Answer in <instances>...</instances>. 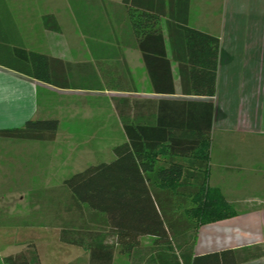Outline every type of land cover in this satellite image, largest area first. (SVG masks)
I'll return each instance as SVG.
<instances>
[{
	"label": "crops",
	"instance_id": "0c3cea01",
	"mask_svg": "<svg viewBox=\"0 0 264 264\" xmlns=\"http://www.w3.org/2000/svg\"><path fill=\"white\" fill-rule=\"evenodd\" d=\"M33 1L42 3L41 0H0V131L21 129L28 121L55 120L57 122V128L51 140L31 141L39 145L48 144L52 148L51 153L56 156L55 159L51 158L43 172L50 173L44 174L48 181L54 179L62 182L61 191L56 192L57 197L68 195L64 190V174H61V180L58 179L59 174H55L56 167L59 165V154H63V150L59 148L60 125L64 122L65 115L80 113L81 103L78 97L81 94L92 93V95L100 94L104 98L108 97L104 103L107 107L98 108L94 112L86 110L85 114L97 112L106 113L112 118L115 116L119 136L113 141V134L110 133L109 137L112 140L108 139L109 149L106 151L105 162L114 159L112 150L114 147L128 142L124 121L135 125L145 123L155 125L157 115L155 104L159 101H208L214 107L211 138L214 133L222 136L216 140V146L218 157H220L218 165L223 170L217 176L215 187L210 185L208 175V186L215 188L218 196L227 197V203L230 206L232 204L237 207L232 208L234 215L203 224L197 229L192 256H206L254 246L264 247V0L188 1L187 27L219 40L216 93L211 98H194L181 94L178 64L173 59L172 41L168 33L171 20L167 15L161 17L158 24L162 29L164 47L171 64L175 94L158 95L153 92L124 0H87L107 2L109 7L106 11L116 10L121 13V25L94 29L75 26L67 31L72 32V37L70 42H66L64 48L57 44L51 49L44 50L32 49L25 43L29 38H22V36L33 34L32 24L26 22L29 27L18 32L16 22L18 12L27 11L30 8L27 4ZM128 1L153 2L154 4L164 2L167 11L169 2L183 0ZM59 2L67 3V0H59ZM20 4H24L25 7L19 6ZM48 12H44L42 7L41 10L38 8L36 19L38 18L41 23L38 31L41 35L44 33L48 37L64 34L65 30L60 31L56 18ZM49 18H52V22L55 18L51 25L47 21ZM95 31L109 38L98 39L97 45H94L93 42L96 39L92 36H95ZM18 49L60 60L65 66L74 63L89 64V61L94 59V54H97V59L101 62L100 66L110 68L109 77L117 86L107 91L89 93L54 87L27 75L26 69L22 70L25 65L17 58ZM109 77H106V80ZM149 103L154 106L151 108L148 106ZM109 128L106 121L99 127L105 130ZM31 143L0 138V180H12V176L20 173L17 167L11 164L18 157L17 148H25ZM184 160L188 164L197 165L198 163L195 159ZM231 160L237 171L235 173L246 175L249 178L248 183L240 184L236 177H233L234 184L230 181L229 174L224 170H227ZM100 162L96 161L94 165ZM206 164L208 165V162ZM61 165L63 167V160ZM200 165L203 170L205 163ZM69 196L72 198L70 206H66L64 201L58 199L54 211L47 209L43 217L46 226H43L48 232L38 235L26 230L23 232L24 238L21 237L23 235H19L18 239L12 236L13 239L7 243L10 245V250L22 245L31 246V249L32 245L55 244L62 247L67 255L72 253L70 257L60 258L73 261V255L81 253L85 264H89V250L79 245L85 242L80 243L79 240L74 239L73 233L82 228L75 225L80 220H82L81 224L83 223L81 226L84 225L83 228L88 229L95 226L97 222L95 219L99 216L84 205L76 203L71 193ZM54 219L56 228H49L47 223ZM66 222L70 223L68 227ZM50 235H53L52 239ZM108 242L111 244L113 240L110 239ZM172 246L174 248L173 243ZM160 250L161 245L155 244V237L143 236L130 253H120L116 247L112 264H184L182 252L175 248L174 252ZM20 252L17 250L10 252L9 255ZM74 259L80 258L77 256ZM238 264H264V255Z\"/></svg>",
	"mask_w": 264,
	"mask_h": 264
},
{
	"label": "trees",
	"instance_id": "16d2710c",
	"mask_svg": "<svg viewBox=\"0 0 264 264\" xmlns=\"http://www.w3.org/2000/svg\"><path fill=\"white\" fill-rule=\"evenodd\" d=\"M188 1L169 2L167 11L164 2L124 0V5L153 92L175 94L171 64L158 24L167 15L181 94L211 98L216 93L219 40L187 27ZM16 53L27 75L68 89L62 61L21 49ZM155 106V125L124 121L128 142L113 148V160L90 166L64 181L74 200L99 216L95 229L80 228L73 233L74 239L85 242L79 245L89 250V264H112L116 247L120 253H130L143 236L155 237L160 251L174 252L175 248L182 252L184 264H238L263 256L262 246L192 256L196 231L201 225L235 214L207 182L214 107L211 102L199 100L159 101ZM56 128L55 120L28 121L21 129L0 131V138L51 140ZM184 159L198 163L188 164ZM201 163H205L203 170ZM187 198H191V206L187 205ZM33 252L32 249V256L23 252L0 256V264H32Z\"/></svg>",
	"mask_w": 264,
	"mask_h": 264
},
{
	"label": "rangeland",
	"instance_id": "374dc122",
	"mask_svg": "<svg viewBox=\"0 0 264 264\" xmlns=\"http://www.w3.org/2000/svg\"><path fill=\"white\" fill-rule=\"evenodd\" d=\"M41 1L42 3H34L33 1L32 3L27 4L30 8H28L27 11L20 10L24 13L18 12V21L16 20L18 32L23 31L25 27H29L28 24L33 25V34L22 36V38H29L25 43H27L32 49H51L54 46H57V44L64 48L66 42H70L72 37V32L67 31L72 30L75 26L77 28L94 29L105 28L110 25H121V13L119 11L116 12V10L106 11V8L109 7L107 2L67 0V3H60L59 0ZM21 5L25 7L24 4H20L19 6ZM1 6L2 10H4L3 5ZM41 7L44 12L49 11L48 13L56 18L57 23L61 28L60 31L62 29L65 30L64 34L55 37H48L44 33L41 35L40 31H38L41 23L38 18L36 19L38 8L41 10ZM47 21L49 25L54 22L50 19ZM26 22H28V24ZM92 37L96 39L95 42H93L94 45H97L96 42L98 39L107 40L109 38L108 36L99 34V32H96L95 36ZM89 62V64L84 65H77L74 63L73 65L65 66L69 89L72 91L80 90L89 93L94 91H107L110 90L111 87L117 86V84H113L114 80L109 77L111 73L110 68L100 66L101 62L97 59V54H94V59H91ZM106 77H109V79L106 80ZM107 98L108 97L104 98V96L100 94H81V96L78 97V99H80L79 102L81 103L80 113L64 116V122L60 125L61 129L59 130V144H61L59 148L63 150V154H59V159L57 157L59 165L55 170V174H59V180H61V174H64V180H66L73 174L81 172L94 165L96 161H106V151L109 149L107 144L109 143L108 139L110 138V133L112 132L113 134V141L117 140L119 136L115 116L112 118L106 113L99 114L97 112L94 114H85V111L91 110L94 112L97 111L98 108L107 107L104 104L108 100ZM105 121L110 128L106 130L99 129ZM218 138H222V136H218V134L214 133L208 147L209 159L208 165L206 164V166L208 169L209 182L212 187L216 186L217 176L222 170L218 165L220 162L216 146V140H218ZM31 141L34 140H27L25 142L31 143ZM30 145L25 148H17L19 151L17 153L18 157L15 159L14 163L11 164L12 166L17 167L20 173L12 176V180H0L1 257L3 258L5 255H9L10 252H15L17 250L25 253L27 256H32L31 252L33 249L35 251L33 253L35 260H32V264H85L84 256L81 253L73 255V261L66 258H60L63 256L70 257L72 253L67 255L62 247L55 244L48 246L32 245L31 249V246L22 245L13 247L12 250L9 248L10 245L7 244L13 239V237H17L18 239L19 235L25 236L23 232L26 230L37 233L38 235L40 233L48 232V230H44L45 227L43 225L46 226V223L43 222V217L47 212V209L54 211L53 209L56 208L58 199L59 201H64L66 206L72 204V202H70L72 199L71 196H69L70 192L66 187H64V190L65 194L67 193L68 195L57 197L56 192L61 191L60 184L62 182L54 179L48 181L44 175L50 174L43 172V170H46L51 158L55 159L56 157L51 153L52 148L49 147L48 144L45 145L43 143L39 145L32 142ZM62 160L64 161L63 167L61 165ZM228 164L229 167L224 171L229 174L230 181L233 182V177H236L240 184L248 183L249 178H247L246 175L235 173L237 171L236 168L233 167L234 164H232V160ZM47 184H49V186H47ZM215 195L217 194H214V197ZM214 197L211 196L210 198L212 199ZM219 197V199H222L225 202L228 201L227 197ZM190 199L191 198H187L188 206L192 205ZM228 199L232 200V198L229 197ZM216 200L218 201V198H216ZM231 206L233 209L237 207H234L232 204ZM82 218H84V214H82ZM96 221L98 222L99 218L95 219V222ZM81 222L82 220L77 222L75 224L77 225L76 227L79 226L83 228L84 225L81 226L83 224H81ZM47 224L49 228H56L55 219ZM68 224L70 223L66 222V227L69 226ZM90 228L95 229L96 224ZM190 233L194 234L193 229L190 230ZM51 237H53V235H50V239H52ZM26 252H30L31 254ZM77 256L80 259H74Z\"/></svg>",
	"mask_w": 264,
	"mask_h": 264
}]
</instances>
